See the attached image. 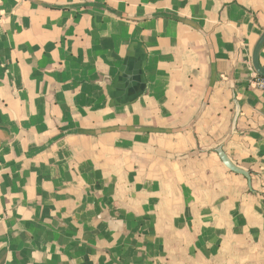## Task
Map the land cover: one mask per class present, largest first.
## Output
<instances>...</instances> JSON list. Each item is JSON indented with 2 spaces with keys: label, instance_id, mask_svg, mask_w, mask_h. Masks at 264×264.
I'll list each match as a JSON object with an SVG mask.
<instances>
[{
  "label": "crops",
  "instance_id": "1",
  "mask_svg": "<svg viewBox=\"0 0 264 264\" xmlns=\"http://www.w3.org/2000/svg\"><path fill=\"white\" fill-rule=\"evenodd\" d=\"M263 33L264 0H0V264H264Z\"/></svg>",
  "mask_w": 264,
  "mask_h": 264
},
{
  "label": "water",
  "instance_id": "2",
  "mask_svg": "<svg viewBox=\"0 0 264 264\" xmlns=\"http://www.w3.org/2000/svg\"><path fill=\"white\" fill-rule=\"evenodd\" d=\"M263 47H264V33L262 34V36L260 37V39L256 43L254 50H253V54H252V66H253L254 72L256 73V75L261 76V77H264V66H262V64L260 62V54L262 52ZM134 58H135V65L133 62L134 60L133 61L130 60L132 66L129 64V62H127L126 65L124 66V68L122 69L121 75L118 78V81L116 82L118 85H119V83L121 84L124 82V79L129 74V72L132 68H134V72H135L136 76L142 80V83H144V79L142 78L143 77L142 67H143V62H144V56H142V55H140L138 57L134 56ZM134 58H133V56H131V59H134ZM142 87L144 89L140 90L139 94L138 93L134 94L135 98H137V96H139L140 94H142L144 92V90L147 87L146 83H144V85H142ZM134 97L132 99H134ZM234 105H235V115H234V119L232 122L231 135H230L229 139L232 136H234L235 134H237V124H238V119L240 117V112H241L240 105L236 101L235 97H234ZM223 148H224L223 145L220 146L218 149H216V152H217L220 160L222 161L223 165L226 167V169H228L232 173H235V174H238V175L245 177L251 183L250 173L243 170V169H240L239 167H237L229 159V157L226 155Z\"/></svg>",
  "mask_w": 264,
  "mask_h": 264
},
{
  "label": "built area",
  "instance_id": "3",
  "mask_svg": "<svg viewBox=\"0 0 264 264\" xmlns=\"http://www.w3.org/2000/svg\"><path fill=\"white\" fill-rule=\"evenodd\" d=\"M253 83L259 91L264 93V77L255 75V77L253 78Z\"/></svg>",
  "mask_w": 264,
  "mask_h": 264
}]
</instances>
